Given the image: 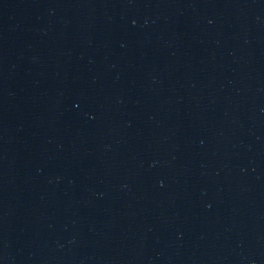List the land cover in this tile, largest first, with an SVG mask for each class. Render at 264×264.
<instances>
[{
    "label": "water",
    "instance_id": "95a60500",
    "mask_svg": "<svg viewBox=\"0 0 264 264\" xmlns=\"http://www.w3.org/2000/svg\"><path fill=\"white\" fill-rule=\"evenodd\" d=\"M0 264H264V0H0Z\"/></svg>",
    "mask_w": 264,
    "mask_h": 264
}]
</instances>
